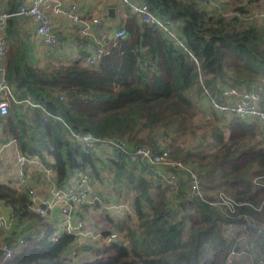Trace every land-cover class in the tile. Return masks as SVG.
<instances>
[{"label":"trees","instance_id":"trees-1","mask_svg":"<svg viewBox=\"0 0 264 264\" xmlns=\"http://www.w3.org/2000/svg\"><path fill=\"white\" fill-rule=\"evenodd\" d=\"M58 1L62 8L78 3L83 18L91 13L79 0ZM143 1L175 38L126 13L120 24L126 38L116 46L103 39L107 54L92 65V39L74 34L67 51L54 27L60 42L56 51L63 59L55 68L39 69L33 45L22 39L17 27L21 17H10L4 30L3 65L15 103L0 118V142L16 140L21 155L53 170L58 188L78 172L92 175L103 204L81 206L85 219L95 207L106 213L110 209L105 206L120 207L111 213L119 217L106 214L105 227L94 224L102 236L101 244H89L96 257L78 264H226L230 223L237 244L252 252L255 264H264V122L235 115L222 126H186L193 107L190 98L203 92L194 59L212 92L220 81L246 86L261 98L264 111V24L250 21L264 9V0H239L231 4V13L221 4L202 0ZM24 2L6 0V12H18ZM212 116L219 123L218 116ZM68 127L74 133L125 142L129 151L144 146L154 152L168 149L170 158L200 177L206 200L188 194L185 170L161 169L164 175L173 171L179 176L175 192L153 165L115 146L89 148L74 140ZM197 127H203V134H197ZM124 190L127 200L121 197ZM219 192L237 203L233 214L208 203ZM0 202L21 224L6 232L5 241L15 253L4 259L0 244V264H77L69 257L78 238L66 232L51 238L56 215L34 212L29 194L11 180L0 183ZM112 234L117 239L106 243L103 238ZM85 241L83 245L89 240Z\"/></svg>","mask_w":264,"mask_h":264},{"label":"built area","instance_id":"built-area-1","mask_svg":"<svg viewBox=\"0 0 264 264\" xmlns=\"http://www.w3.org/2000/svg\"><path fill=\"white\" fill-rule=\"evenodd\" d=\"M126 9V13H130L139 24H151L155 25L165 32L169 33L175 38L174 33L170 27L164 24L154 13L150 10L149 6L143 0H119ZM214 0H202L203 4H211ZM51 6L52 10L57 13L65 15L69 22L75 26L73 32L77 36L88 37L92 39L88 48L91 53V57L88 63H92L100 60L107 54L106 47L103 43V39H107L112 45H118L120 40H123L127 36L126 29L120 26L121 23H117L116 28L113 30L109 38L105 37L104 21L99 15V12L92 9L86 18H83L84 11L80 5L76 2H71L62 8L61 2L58 0H25L24 5L19 8L18 12L9 14L6 11H0V118L5 117L10 108L11 102L15 103V99L9 88V84L6 79L4 69L5 59V35L4 30L7 20L12 16H20L31 19L35 25V38L37 42L46 49H55L60 44L59 37L57 36L56 29L54 30L53 22L49 18L48 6ZM264 13L260 10L259 13ZM260 24L264 23V15L257 18ZM56 28V27H55ZM106 41V40H105ZM179 45L185 50L184 43L177 40ZM197 71L198 80L202 85L203 92L206 99L209 100L210 106L213 112L219 118V124H223L224 119H231L232 116L238 115L240 117H257L260 121L264 122V111L261 109V98L258 94L248 89L246 86L236 87L229 86L223 81L218 82L216 85V95H213L208 87L205 86L202 73L200 72L199 61L194 59ZM69 128V127H68ZM71 137L86 145L89 148L94 149L96 146L101 149L110 150L113 146L123 150L124 152L131 153L135 157L141 158L143 161L153 165L157 172L166 177L167 184L173 191L178 190L179 176L174 170H185L188 177V194L193 198L201 200L205 199V193L201 187V179L191 169H187L186 166L180 162L170 158L169 150L165 149L159 152H154L152 148L146 146L132 149H127L125 142H117L112 140H103L91 134H78L74 133L69 128ZM164 141H166L164 139ZM10 147L13 153L17 155L16 161L19 165L17 178L15 181V187L22 189L29 194L32 202V210L42 217H50L53 212H57L58 219L55 224L54 232L51 235L53 240H56L61 232H66L73 236H80L78 243L83 240H89L96 242L101 241V232L97 227L87 226V219L83 217L81 206L103 204L102 198L97 194L99 191L97 180L90 174L85 172H78L72 178L67 186L58 188L54 184V172L51 168L42 165L41 162L35 159L28 158L21 155L16 149L14 141L7 143H0V161L3 158V154ZM172 169L173 171L167 172L166 175L162 173V168ZM36 168V169H33ZM35 170H37L35 172ZM36 176L38 182L43 190L42 193H38L36 189L31 185V178ZM111 197H114L113 192H109ZM212 206L224 213H231L235 211L237 203L226 194L219 192L218 198L208 202ZM120 207L116 205L105 206L104 209H110L114 213L115 210H119ZM112 212V213H113ZM247 226L252 222L249 218H244ZM21 224L11 214L0 212V236L13 229H20ZM227 237L230 239V254L226 264H243V262H252V254L247 248H241L240 242L237 244V238L235 236V226L231 224L227 226ZM117 235H108L103 238L106 243H110L115 240ZM84 242V241H83ZM9 242L4 241L1 244V248L5 251L4 259L10 258L14 255L15 250L11 248L7 249ZM239 245V247L237 246ZM19 247H24V241L19 242ZM238 247V248H237ZM237 249V250H236ZM242 250V251H241ZM249 252V253H248ZM72 253L71 256H75Z\"/></svg>","mask_w":264,"mask_h":264},{"label":"rangeland","instance_id":"rangeland-1","mask_svg":"<svg viewBox=\"0 0 264 264\" xmlns=\"http://www.w3.org/2000/svg\"><path fill=\"white\" fill-rule=\"evenodd\" d=\"M238 2H239V0H214L213 3H211V4L212 5L221 4L222 7L225 6L227 13H231V10H232L231 4L238 3ZM262 10L264 11V9H262ZM96 11H98V9H96ZM259 12L260 11H257L254 15H252L250 17V21L255 20L258 22L257 18L264 15L263 12L262 13H259ZM122 15H124L123 12H122ZM263 24H261V25H263ZM208 89H209V87H208ZM209 91L213 95H216L217 89L214 92H212L210 89H209ZM190 100L193 102V107L188 114V121H187V125H186L187 127L191 126V122H202L203 125H205V124L208 125L209 123L212 122V123H217L218 125H220L217 122L218 119H216L215 117L212 118L213 117L212 114H215V116H216V113L213 112L212 107L210 106V102L208 99H206L204 92H201L199 94V96L193 95L190 98ZM220 126H222V125H220ZM207 129H208V127H207ZM196 131H197V134L199 135V134H203L204 130H203V127H201V128L197 127ZM189 137H191V136H189ZM189 137H184V138H189ZM13 141L16 145V148L18 149V146H19L18 142L16 140H13ZM16 157H17V155L15 153H13V150L10 147H8L7 151L4 152L3 158L0 161V183L11 180L15 184L17 174H18V170H19V165L17 164ZM33 169H36V168H33ZM36 171L37 170H35V172ZM105 173H107V172L104 171V175H105ZM31 185L36 189V191L39 194L43 192L41 185L38 182V179L36 178V176H33L31 178ZM121 197H123V199L127 200V191L126 190H124L122 192ZM97 209H98V207L97 208L95 207L94 212L92 211L90 213H87V217L90 219V221L88 220L87 226L96 227L94 224L97 222L99 224V226L105 227L107 224H109V222H108L109 220H108V217L106 216V214H108L109 216H112V217L115 216V218L119 217L118 215L111 214L113 212L112 210L109 211L110 213H106L105 211L101 212L99 209L98 210ZM0 212L11 214V210L8 207H6L2 202H0ZM77 238H80V236H77L76 239ZM83 241L86 242L85 240H83ZM83 241L80 242V244L78 243V245L74 247V250L77 252L76 255L73 257L72 256L69 257L70 259H72L73 262H76L77 264L79 262H81L82 260L93 259L94 257H96L95 252L90 249L89 244L93 247L96 246V243L101 244L100 240H97L96 242L93 241L94 243H91L92 241H87L88 242L87 245H83ZM237 246L239 247V245H237ZM251 254H252V252H251ZM254 257L255 256L252 254L253 259H254ZM259 262L263 263L260 260H259ZM249 264H255V261L253 260L251 263L249 262Z\"/></svg>","mask_w":264,"mask_h":264},{"label":"crops","instance_id":"crops-1","mask_svg":"<svg viewBox=\"0 0 264 264\" xmlns=\"http://www.w3.org/2000/svg\"><path fill=\"white\" fill-rule=\"evenodd\" d=\"M79 1L80 3L81 2L83 3L86 12H88L89 10L91 11L92 9L95 10L98 9L99 15H101V18L104 21L106 38L110 37L113 30L116 28L117 23H122L123 19L126 18L125 6L119 0H79ZM110 8H114V13H115L114 17H111L109 14ZM0 11L2 12L7 11L6 0L0 1ZM122 12L124 13V15H122ZM47 14L49 18L52 20L53 24L55 25L59 35L63 37L66 44H69L70 40H73V38L75 37L73 33V29L75 26L73 25V23L71 24L69 22V19L62 13H57L55 12V10L53 11L50 4L48 6ZM17 27H19V30L23 33L22 39L25 40L26 43L33 45L34 48L33 54L35 58V63L37 64V67L39 69H44L48 66L49 67L53 66V68H55L57 67L56 64L61 63L63 56H61L60 50L56 51V48L53 50H48L37 42L34 36L35 25L31 19L21 17L20 23ZM66 44L64 48H66V50L69 51L71 46L70 44L69 46ZM74 50L75 48L73 47L72 50L73 54L75 52ZM72 53L71 55H73ZM130 208L132 210L131 206ZM53 215L54 216L56 215L55 217H58L57 212H53ZM6 235H8V233H4L2 237L0 236V244H2L5 241Z\"/></svg>","mask_w":264,"mask_h":264},{"label":"water","instance_id":"water-1","mask_svg":"<svg viewBox=\"0 0 264 264\" xmlns=\"http://www.w3.org/2000/svg\"><path fill=\"white\" fill-rule=\"evenodd\" d=\"M109 14H110V16L111 17H114V15H115V13H114V8H110V10H109ZM107 41V40H106ZM115 239H117V238H115ZM7 249H10V245L8 244V246H7ZM237 250V249H236Z\"/></svg>","mask_w":264,"mask_h":264}]
</instances>
